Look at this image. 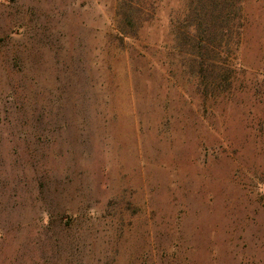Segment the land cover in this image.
Listing matches in <instances>:
<instances>
[{
    "label": "rangeland",
    "instance_id": "rangeland-1",
    "mask_svg": "<svg viewBox=\"0 0 264 264\" xmlns=\"http://www.w3.org/2000/svg\"><path fill=\"white\" fill-rule=\"evenodd\" d=\"M0 264H264V0H0Z\"/></svg>",
    "mask_w": 264,
    "mask_h": 264
}]
</instances>
